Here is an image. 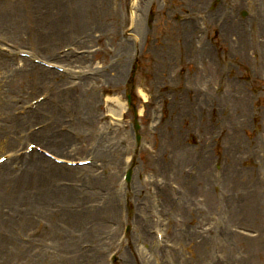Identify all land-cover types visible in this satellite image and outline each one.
<instances>
[{"label":"rangeland","instance_id":"rangeland-1","mask_svg":"<svg viewBox=\"0 0 264 264\" xmlns=\"http://www.w3.org/2000/svg\"><path fill=\"white\" fill-rule=\"evenodd\" d=\"M131 2L0 0V136H13L12 142H0V156L19 147L15 133L22 135L51 120L57 135L61 126L74 131L73 137L64 138L73 145L64 143L66 147L58 149L36 134L24 137L23 148L30 141L69 160L95 162L68 177L42 179L41 192H74L65 200L54 196L47 210L22 202L24 218V210L14 212L10 203L13 183L0 187V264H71L58 250L61 241L76 243L69 248L75 257L76 251H95L98 263L80 264H109L113 255L118 264H138L135 254L144 264H264V184L252 213L237 190L241 187L244 195L251 191L246 183L253 171L264 181V89L258 84L264 81V0H138L133 22ZM76 14L85 17L81 26L76 25ZM23 51L65 66L70 76L80 74L74 73L78 70L94 73L99 79L90 78L87 85L80 81L75 87L77 98L89 88L94 99L84 100L78 112L72 102L75 93L67 94L73 89L69 78L19 59ZM133 70L140 143L133 112L121 124L111 119L113 112L123 109ZM44 90L53 93L55 104L45 105L53 114L31 124L24 117L17 127L16 113ZM83 113L84 123H77L76 116ZM100 138L104 139L99 142ZM220 142L223 157L218 160L215 146ZM132 160L136 168L128 186L122 177ZM40 166L48 174L47 165ZM19 168L8 170L16 187L19 182L32 183L27 170L16 177ZM235 173L245 181L231 187L228 178ZM137 179L145 180L143 199L151 180L173 200L183 201L169 204L161 195L163 205L152 213L133 203L134 223L126 237L125 206L129 192L134 199ZM111 201L114 209L105 211ZM84 206L77 226L61 228L59 208L75 211ZM27 217L32 220L27 222ZM162 217L165 225L159 231L170 233L160 243L156 234ZM85 220L92 221L94 234L77 233ZM40 223L47 225L43 229ZM28 230H35L36 236ZM100 237L103 246L98 245ZM154 247H160L158 255L152 254Z\"/></svg>","mask_w":264,"mask_h":264},{"label":"bare ground","instance_id":"bare-ground-1","mask_svg":"<svg viewBox=\"0 0 264 264\" xmlns=\"http://www.w3.org/2000/svg\"><path fill=\"white\" fill-rule=\"evenodd\" d=\"M46 8L48 9L49 7L47 6ZM76 15L77 16H75V18H76V20L78 22L76 25H80L81 26L85 22L83 20V19H85V17L84 16L82 17L80 14H76ZM140 25H142V23H140ZM120 55H122V54H120ZM116 77H118L117 74H116ZM73 108L77 109L78 112H80L81 104L79 102H77V103H75ZM103 139L104 138H100L99 142H101ZM43 140L45 142H47L48 144L57 146L59 149H63V148L66 147V144H64V143H68L69 145L71 144V142H70V140L68 138H66L63 141H59L57 139H53L52 135H50V134H46V136L43 138ZM23 163L24 162H20V163H17V165H19V166L21 165V167H22ZM32 163L33 164H27L26 165L27 171H28V175L33 180L32 183H31V180H30L29 184H24V185H22V182H19L18 186L16 187L15 182L11 181L10 172H8L9 169L11 170L12 168L15 167L13 165L6 166L4 172L0 176V187L2 185H5V186H8V188H10V185L13 183V187H15V189H13V199H10V201H11L10 203L12 204L14 212H18V208L19 207H21L24 210L23 212H21L23 218L26 217L25 216L26 208L23 205V203H25L27 205L32 204V205H35V206H37V207H39V208H41L43 210H45V209L47 210L49 208L48 205L51 203L52 200H54V196H56L55 198L58 197V198H61L62 200H65L67 195L68 196L72 195L71 192L72 193L74 192V190H71V189H62V190L56 191V192L54 191L52 194H49V192H46V193L41 192V191H43V188H44L45 185H41V184H38V183L39 182L41 183L42 179H46V180L48 179L49 180L50 176H52L53 178H55V177H63V176L67 175V172H71V171H67V172H64L62 170H58V171L56 170L55 171V170H53L51 168L50 170H48V174H47V172H44L43 170H41V166H40V164H45L46 163V161L44 159L36 158L35 162H32ZM5 171H6V173H5ZM140 187L142 188L143 186H140ZM39 192H41L42 194L41 195L38 194ZM25 196H28L29 198H26V199L22 200V198L25 197ZM6 201H8V200H6ZM172 204H175V200L173 201ZM114 207H115V205L111 201V202H109L108 206L105 208V211L112 210V209H114ZM84 208H85V206L84 207H80L79 210L77 209L75 211H68L67 209L64 210L63 207L59 208V209L63 210L61 213H56L57 216L60 217L59 225L61 226V228H65L66 229V228H68L69 226H72V225L73 226H77V223H78L77 220H78V217H79V216H77V214H79V213L82 214L83 211H84ZM86 209H87V207H86ZM97 218L98 217L96 216L94 219H97ZM30 220H32V219L30 217L29 218L27 217L26 221L30 222ZM22 223H24L23 220H22ZM91 224H92V221L85 220L84 223L81 225V227H79V230H78L77 233H79L80 235H86V234H91V233L94 234L93 232H91V228H92ZM65 229H63L62 232ZM94 232L97 233L96 230H94ZM100 233H102V232H100ZM68 234H70V233H68ZM101 237H100V239L98 241V245L103 246L102 241H101ZM62 238L64 239V237H62ZM70 243L67 242V241L58 242V244H59L58 250L61 252V254L64 257H66L67 259H69L71 261V264H80L82 261L84 263H91V262L98 263L97 257H95V251H84V252H82V250L81 251H76L77 253H76V257H75V255H73L75 253L72 254L70 252L69 248H70V246L76 245V243L75 244H72L73 242L71 244ZM86 247H88V245L83 246V250ZM68 256H70V257H68ZM95 261H97V262H95Z\"/></svg>","mask_w":264,"mask_h":264}]
</instances>
